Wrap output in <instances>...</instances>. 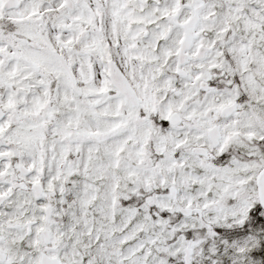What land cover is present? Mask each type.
Returning a JSON list of instances; mask_svg holds the SVG:
<instances>
[{
  "label": "snow or ice",
  "instance_id": "obj_1",
  "mask_svg": "<svg viewBox=\"0 0 264 264\" xmlns=\"http://www.w3.org/2000/svg\"><path fill=\"white\" fill-rule=\"evenodd\" d=\"M0 264H264V0H0Z\"/></svg>",
  "mask_w": 264,
  "mask_h": 264
}]
</instances>
